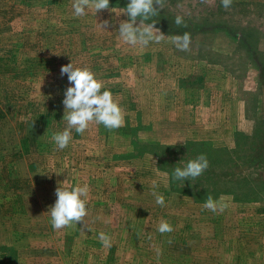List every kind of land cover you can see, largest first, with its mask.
Listing matches in <instances>:
<instances>
[{
    "label": "rangeland",
    "instance_id": "1",
    "mask_svg": "<svg viewBox=\"0 0 264 264\" xmlns=\"http://www.w3.org/2000/svg\"><path fill=\"white\" fill-rule=\"evenodd\" d=\"M73 2L0 0V264H264V0H164L147 22L165 40L147 46L120 36L126 13L77 17ZM184 32L180 51L168 38ZM72 61L112 92L124 124L73 129L59 150ZM200 154L201 176L172 178ZM85 183L87 216L55 230L56 188ZM209 194L227 207L205 209Z\"/></svg>",
    "mask_w": 264,
    "mask_h": 264
},
{
    "label": "clouds",
    "instance_id": "2",
    "mask_svg": "<svg viewBox=\"0 0 264 264\" xmlns=\"http://www.w3.org/2000/svg\"><path fill=\"white\" fill-rule=\"evenodd\" d=\"M221 3L227 9L231 6L232 0H221ZM157 5L159 7H156ZM72 7L74 15L77 17L86 15L88 10L97 13L108 9L115 12L117 16L126 13L130 19L120 22L119 34L124 42L130 45L147 46L150 42L159 44L165 40V34L155 27L156 22H147L152 17L157 16L160 9L164 8V0H130L127 7L123 8V12H117L116 8L110 9V0H74ZM138 18L139 23H137ZM104 23L107 24L108 22L105 21ZM175 24L178 27H187L181 16L175 17ZM168 42L175 45L180 51H187L191 37L188 32H184L182 35L170 36ZM65 74L70 83L63 100L65 107L63 120L66 121L67 127L61 132L53 133L51 137L57 149L63 150L68 147L72 140L73 129L77 133L83 134L93 122L103 124L109 130L123 126L124 114L119 101L114 98L110 90L102 91L103 82L96 77L91 68L87 66L78 67L72 61L62 66L61 75ZM208 167L209 161L206 155L200 154L187 161L183 167H175L172 178L183 183L188 179L194 181ZM88 193L89 186L87 183L83 186L76 184L70 187L61 184L56 188L57 199L48 211L52 227L55 230L83 222L88 214ZM156 203L164 206V196L157 195ZM226 207L227 204L223 202L222 198L217 200L210 194L207 195L204 202V208L212 212H222ZM158 231L162 234L172 232L173 227L167 221L162 220L158 226ZM99 240L105 246L110 245V237L104 232L99 233Z\"/></svg>",
    "mask_w": 264,
    "mask_h": 264
},
{
    "label": "trees",
    "instance_id": "3",
    "mask_svg": "<svg viewBox=\"0 0 264 264\" xmlns=\"http://www.w3.org/2000/svg\"><path fill=\"white\" fill-rule=\"evenodd\" d=\"M220 26H222V24L221 23H215L214 24V26H213V29L215 28V27H220ZM260 67H261V69H263L264 67H262L261 65H260Z\"/></svg>",
    "mask_w": 264,
    "mask_h": 264
},
{
    "label": "crops",
    "instance_id": "4",
    "mask_svg": "<svg viewBox=\"0 0 264 264\" xmlns=\"http://www.w3.org/2000/svg\"><path fill=\"white\" fill-rule=\"evenodd\" d=\"M61 241H63V240H61ZM59 243H61V242H59ZM64 244H65V242H62V244H60V245L64 248ZM22 261H24V260L22 259Z\"/></svg>",
    "mask_w": 264,
    "mask_h": 264
}]
</instances>
